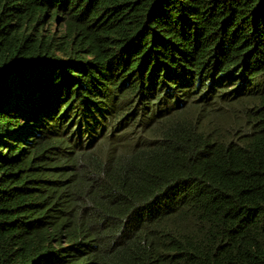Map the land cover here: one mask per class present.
I'll use <instances>...</instances> for the list:
<instances>
[{"label":"trees","instance_id":"16d2710c","mask_svg":"<svg viewBox=\"0 0 264 264\" xmlns=\"http://www.w3.org/2000/svg\"><path fill=\"white\" fill-rule=\"evenodd\" d=\"M0 264H264V0H0Z\"/></svg>","mask_w":264,"mask_h":264}]
</instances>
